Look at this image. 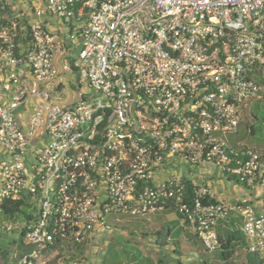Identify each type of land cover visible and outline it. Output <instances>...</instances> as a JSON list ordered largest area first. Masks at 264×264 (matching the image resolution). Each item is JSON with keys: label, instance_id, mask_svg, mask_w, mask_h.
<instances>
[{"label": "built area", "instance_id": "built-area-1", "mask_svg": "<svg viewBox=\"0 0 264 264\" xmlns=\"http://www.w3.org/2000/svg\"><path fill=\"white\" fill-rule=\"evenodd\" d=\"M56 57L75 74L70 103ZM263 85L264 0H0V210L22 196L36 210L19 227L26 253L6 264L84 245L106 215L167 209L207 253L236 214L247 252L264 258V215L203 203L207 185L176 173L212 165L264 187V155L227 138Z\"/></svg>", "mask_w": 264, "mask_h": 264}, {"label": "rangeland", "instance_id": "rangeland-1", "mask_svg": "<svg viewBox=\"0 0 264 264\" xmlns=\"http://www.w3.org/2000/svg\"><path fill=\"white\" fill-rule=\"evenodd\" d=\"M68 60L72 62L74 57L69 56ZM61 61V58L56 57L54 66L56 73L61 76L59 80H63L65 84L64 102L70 103L78 94L76 78L73 71L63 72ZM263 95L264 85L259 99H251L245 103L238 128L227 136L232 145L245 147L262 155H264ZM171 211L164 215L154 213L139 218L106 215L104 219L109 226L107 232L98 230L84 245L63 248L45 264H69L73 259H87L89 264H102L103 261L112 264L113 260L119 261L120 264H174L172 262L174 257L179 259L181 264L202 262L223 264L216 252H205L201 243L192 237L187 238L182 232L166 236L167 229L171 233L174 230L172 224L167 225L163 221V218L176 216L175 211ZM25 215L35 216L36 210L22 207L12 220L0 214V264H4L5 259L9 261L13 251H21L18 246L20 243L18 231L26 222ZM4 252L7 253L4 255ZM250 258L256 260L260 256L249 254L246 247L242 246L236 250V254L227 264H248Z\"/></svg>", "mask_w": 264, "mask_h": 264}, {"label": "crops", "instance_id": "crops-1", "mask_svg": "<svg viewBox=\"0 0 264 264\" xmlns=\"http://www.w3.org/2000/svg\"><path fill=\"white\" fill-rule=\"evenodd\" d=\"M55 26L56 24L54 23L52 28H55ZM56 74L58 75V79H59L61 77L60 74L58 73ZM58 82L61 83L59 85V88L62 89L64 95V91L66 90L64 81L58 80ZM232 146L238 147L234 145ZM166 171L169 172L170 169H166ZM176 173L178 174V176L182 177L183 179H186L193 183L196 184L205 183L208 188L207 198L209 201L228 202V203L245 202L250 206H252L256 214L264 215V187L257 186L254 189H248L238 184L233 179L222 177L220 172L217 170V168H215L212 165L200 166V167H190L188 165H181L178 167V170H176ZM171 212H172L171 209H167L165 211L156 212V213L160 215H164ZM163 221L166 222L167 225L172 224L174 228L172 233L169 229H167V233H169L170 235L174 233L179 234L182 232L184 235L187 236V238L192 237L196 242H199L196 236L190 231L189 227L186 225L183 226L179 222L177 215L173 218H167V219L163 218ZM240 226H241V220L239 216H237L236 214H231L229 219L218 223V225L216 226V233H223L225 231H230L234 233L236 230H240ZM18 233H19V242H20V231H18ZM238 244L240 245V243ZM238 246L237 249L240 248V246L239 247Z\"/></svg>", "mask_w": 264, "mask_h": 264}, {"label": "trees", "instance_id": "trees-1", "mask_svg": "<svg viewBox=\"0 0 264 264\" xmlns=\"http://www.w3.org/2000/svg\"><path fill=\"white\" fill-rule=\"evenodd\" d=\"M263 99H264V95H263ZM190 192H191V187L189 186L187 188V194H190ZM202 202L207 203V202H214V201H209L208 198H205L203 199ZM22 207H31V209L35 210L33 204L31 203V200L27 198L26 196H22L18 200L4 201V203L1 205L0 214H2L4 218L6 217L12 220L15 217V215L20 212ZM32 217L33 216L31 215H25L24 219L28 221ZM169 235L170 234L166 232V236H169ZM217 238L219 242V248L216 251V255L223 264H227L233 258V256L236 253L237 246L239 245L238 243H240L239 245L240 247L242 246L246 247L245 240L240 230H236L234 233L230 231H225L223 233H217ZM18 246L21 249V251H18L19 257H21L23 256V254L26 253V251L21 246V243H19ZM78 246H81V245H78ZM67 247H76V246H67ZM6 253L4 252L3 254L5 255ZM174 253L176 252L174 251ZM7 262H8L7 259H5L3 263L6 264ZM116 262L113 260L112 264H120L119 261H116ZM172 262H174V264H181V261L179 259H175V257L172 258ZM102 264H108V263L106 261H103ZM201 264H207V263L202 262ZM248 264H264V258H257L256 260H252L250 258V260L248 261Z\"/></svg>", "mask_w": 264, "mask_h": 264}, {"label": "clouds", "instance_id": "clouds-1", "mask_svg": "<svg viewBox=\"0 0 264 264\" xmlns=\"http://www.w3.org/2000/svg\"><path fill=\"white\" fill-rule=\"evenodd\" d=\"M20 231V230H19ZM243 235V234H242ZM244 237V236H243ZM245 239V238H244ZM245 243H246V241H245ZM247 250V249H246ZM250 254V253H249Z\"/></svg>", "mask_w": 264, "mask_h": 264}]
</instances>
